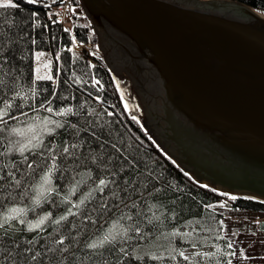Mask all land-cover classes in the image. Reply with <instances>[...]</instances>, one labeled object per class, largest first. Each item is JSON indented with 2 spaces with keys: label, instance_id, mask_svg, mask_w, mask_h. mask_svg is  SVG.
I'll return each instance as SVG.
<instances>
[{
  "label": "water",
  "instance_id": "water-1",
  "mask_svg": "<svg viewBox=\"0 0 264 264\" xmlns=\"http://www.w3.org/2000/svg\"><path fill=\"white\" fill-rule=\"evenodd\" d=\"M128 110L198 184L264 202V14L232 0H79Z\"/></svg>",
  "mask_w": 264,
  "mask_h": 264
},
{
  "label": "snow or ice",
  "instance_id": "snow-or-ice-1",
  "mask_svg": "<svg viewBox=\"0 0 264 264\" xmlns=\"http://www.w3.org/2000/svg\"><path fill=\"white\" fill-rule=\"evenodd\" d=\"M28 2L36 3L37 0H28ZM17 7L13 0H0V9ZM14 27V21L0 17V264H18L17 256H23L29 259L31 264H35L38 258L49 253L60 254L59 264H69V259L71 264H86V262L124 264L121 257L129 258L130 262L133 259L139 262L146 257L152 261L162 262L166 259L176 261L177 256L188 264H201L209 255L215 257L216 253L196 252L192 255L174 247L172 240L177 236L181 239L189 238L193 247L196 246V241L191 239L192 233L180 232L179 229L170 233H159L160 238L167 241L166 244L159 246L156 243L147 246L140 244L141 241L149 239L148 232L142 225L147 223L158 228L162 223L161 217L153 211L157 208L156 205H147L145 211L139 201L132 199L134 194L139 195L141 189L147 188L148 177H152L153 173L148 172L139 180L138 186L136 182L129 183V176L126 174L138 170V164L136 157L130 159L131 154L125 155V151H122L124 142L101 139L105 135L103 131L105 126L98 122L94 124L88 121V127L78 128L76 124L67 120L70 115L77 116L84 105H80L76 111L71 106L54 109L51 100H48L47 106L42 103L41 107H45V110L51 114L49 116L29 117L28 113L23 111L25 107L39 111L35 109V105L27 103L29 100H35L39 95L37 82L53 81L54 93L58 86V77L52 74V60H44L46 53L37 51L34 52L36 62L33 69L34 76L30 83H21L22 77L16 74L17 70L12 63V56L18 43L15 38L16 33L13 32ZM32 43H36L35 39ZM56 59L59 60V56ZM95 83L99 84L100 81L96 80ZM42 91L47 92L48 89L43 88ZM121 99H124L123 92ZM17 100L20 101L19 104L16 103ZM124 107L126 109L129 107L127 102ZM14 109L19 111V115H13ZM92 114L89 112V115ZM53 116L65 119L57 120L53 119ZM132 119L137 120L136 116H132ZM66 125L75 130V137L71 143L65 142L59 150L54 143H45L46 137L54 136L58 129ZM97 128L100 129L99 133ZM81 132H88L89 136L94 138L99 151L93 148L90 142L80 138ZM86 143L88 148L87 152H84ZM68 161L71 163L69 164ZM65 174L68 176V183L62 190L55 183V179H63ZM201 187L208 186L201 185ZM106 191L107 196H105ZM98 195L99 199H97ZM220 195L228 196L232 201L239 199L228 193H220ZM73 197L77 199L73 201ZM110 199L115 201L111 205L108 202ZM244 199L250 198L244 197ZM24 201L29 203L25 204ZM93 201L96 202V206L89 209L88 205ZM52 202L58 206H66L65 211L56 218H53L51 212H45L35 219H28L29 213H34L41 205ZM206 207L214 208L215 205L209 204ZM220 207H226V204L221 203ZM113 209H115L113 215L103 219L106 213L112 212ZM69 217H80V223H71L69 231L59 235L58 238H53L52 233H49L47 242L43 245V252H33L31 245L35 241L31 239L27 242L29 246L23 250H20L18 243L8 242L12 240L8 235L9 229L15 224L24 226L30 233L44 232L49 226L53 227L54 232L59 233V226L67 222ZM98 219L102 220L99 227L96 226ZM88 223L93 229L90 232L86 227ZM219 224L223 227L224 221L220 220ZM73 230L75 235L70 234ZM207 230L211 231V229ZM86 233L87 238L83 240L81 247V237ZM216 238L224 239L223 236ZM226 247L232 251L223 252V257L217 259L216 264H232V260L226 258L236 256L234 245L228 241ZM74 248L79 249L84 255L77 254ZM161 248L167 255L161 254ZM66 253L69 255H65ZM114 256L115 260L112 259ZM196 257L201 259L197 260Z\"/></svg>",
  "mask_w": 264,
  "mask_h": 264
},
{
  "label": "trees",
  "instance_id": "trees-1",
  "mask_svg": "<svg viewBox=\"0 0 264 264\" xmlns=\"http://www.w3.org/2000/svg\"><path fill=\"white\" fill-rule=\"evenodd\" d=\"M232 1L248 5L256 12L264 14V0ZM13 2L18 7L0 9V17H7L15 24L13 32L16 33L15 38L18 43L15 46L16 51L12 56V63L17 70L16 74L22 77L21 83L31 82L34 76L33 69L36 66L34 52L37 51L46 53L44 60H52V74L54 77H58V86L54 93L53 81L37 82L39 95L35 100H29L27 103L35 105V109L39 111L32 107H25L23 111L27 112L29 117L49 116L51 114L45 110L48 100H51L54 109L71 106L76 111L80 105H84L83 110L79 111L77 116L70 115L67 120L76 124L78 128L88 127V121H92L94 124L98 122L105 126L103 129L105 135L101 139L122 140L124 142L122 151H125V155L131 154L130 159L136 157L138 164V170L126 174L129 176V183L136 182L138 186L139 180L143 179L148 172L153 173L152 177H148L147 188L141 189V194L132 196L133 200L140 202L141 208L145 211L147 205H156L157 208H154L153 211L161 217L162 221L158 228L147 223L142 225L149 237L148 240L140 242L142 246L152 243H156L157 246L166 244L167 241L161 239L159 233H170L179 229L180 232L192 233L191 239L196 241V246L193 247L189 238L181 239L177 236L172 240L174 247L192 255L196 252L216 253L215 257L209 255L201 264H216V260L223 257V252L232 251L226 247L227 242L231 241L226 235V216L222 211L216 209V205L228 201L234 210L244 209L264 214V202L244 198L232 201L228 199V196L220 195L209 187H201L189 175H184L185 172L161 150L146 128L138 123V120L134 121L128 109L124 107L125 102L124 99H121L122 91L120 87H117L116 76L105 62L103 53L98 46V36L87 18L86 23L76 26L75 33L81 41L92 42L99 52L100 59L94 64L95 67L90 64L87 53L81 54L66 49L71 43L70 32L63 30L58 24H53L49 20L50 9L58 3L57 0H45V3L38 0L36 3H29L28 0H13ZM76 2L78 3V1ZM33 39L36 41L35 44L32 43ZM22 56L25 58L21 59ZM57 56H59V60L56 59ZM96 80H99L100 83L96 84ZM43 88H47L48 91H42ZM63 97H67V99H63ZM16 103L19 104L20 101L17 100ZM42 103L45 104V107H41ZM89 112L93 114L89 115ZM13 115H19V111L14 109ZM52 118L65 119L56 116ZM96 130L99 133L100 129L97 128ZM108 133L111 135L109 136ZM74 137L75 130L66 125L64 128L58 129L54 136L46 137L45 143H54L59 150L65 142L71 143ZM80 138L90 142L91 146L99 151L96 141L89 136L88 132H81ZM87 148L88 144L86 143L83 151L87 152ZM68 163L70 164L71 161ZM93 171L95 172L94 167ZM55 183L63 190L68 183L67 174L63 179H55ZM105 196H107V191ZM72 199L75 201L77 197ZM97 199H99V195ZM108 202L111 205L115 201L110 199ZM5 203L7 202L5 201ZM24 203L29 202L24 201ZM209 204L215 205V207H206ZM95 206L96 202L93 201L92 204L88 205V208ZM65 207L58 206L55 202L45 203L37 208L36 212L29 213L28 219H35L45 212H51L53 218H56L65 211ZM114 212L115 209L106 213L103 219H108ZM80 220V217H69L67 222L59 226V233L54 232L52 226H49L44 232L30 233L25 230L24 226L15 224L12 229H9L8 235L12 237V240L8 242L18 243L20 250H23L29 246L27 242L31 239L35 241L31 245L33 252H43V245L47 242L46 238L49 233H52L53 238H58L59 235L69 231L71 223L79 224ZM220 220L224 221L223 227L219 224ZM101 223L102 220L98 219L96 226L99 227ZM86 227L89 232L93 230L90 223ZM257 228L264 235V215L259 219ZM207 229H211V231ZM70 234L75 235V230L71 231ZM217 236H223L224 239H217ZM86 238L87 233L81 237V247ZM74 251L81 256L84 255L79 249L74 248ZM160 252L167 255L162 248ZM65 255L69 254L66 253ZM236 256L226 259H231L232 264H235ZM59 258V253L54 255L49 253L47 256L38 258L35 264H59ZM16 259L18 264H31L30 260L23 256H17ZM112 259L115 260L116 257L114 256ZM121 259L124 260V264H188L179 256H177L176 261L166 259L162 262L152 261L147 257L139 262L134 259L130 262L129 258L124 257ZM196 259L200 260L201 258L196 257ZM69 264H71V259H69ZM86 264H90V262H86Z\"/></svg>",
  "mask_w": 264,
  "mask_h": 264
},
{
  "label": "rangeland",
  "instance_id": "rangeland-1",
  "mask_svg": "<svg viewBox=\"0 0 264 264\" xmlns=\"http://www.w3.org/2000/svg\"><path fill=\"white\" fill-rule=\"evenodd\" d=\"M38 1L44 2L45 0ZM86 21L87 19H82L77 24H70V26L76 27ZM90 44L94 46L92 42ZM103 58L105 59L104 55ZM226 202L224 203L226 207L221 208L218 204L216 209L222 211L226 216V235L233 243L237 253L235 264H264V235L260 234L255 226L264 214L244 209L237 211L228 201Z\"/></svg>",
  "mask_w": 264,
  "mask_h": 264
},
{
  "label": "built area",
  "instance_id": "built-area-1",
  "mask_svg": "<svg viewBox=\"0 0 264 264\" xmlns=\"http://www.w3.org/2000/svg\"><path fill=\"white\" fill-rule=\"evenodd\" d=\"M77 0H58V3L51 7L48 18L53 24H58L63 30L69 29L71 35L70 46L66 49H71V52L87 53L89 55L90 64L94 65L99 59L97 51L93 45L81 41L75 34L74 26L70 24H77L80 20L85 18V12ZM75 10V11H73Z\"/></svg>",
  "mask_w": 264,
  "mask_h": 264
},
{
  "label": "crops",
  "instance_id": "crops-1",
  "mask_svg": "<svg viewBox=\"0 0 264 264\" xmlns=\"http://www.w3.org/2000/svg\"><path fill=\"white\" fill-rule=\"evenodd\" d=\"M257 224H258V222H257ZM257 224H255V226L257 227ZM260 233V232H259ZM261 234V233H260Z\"/></svg>",
  "mask_w": 264,
  "mask_h": 264
}]
</instances>
